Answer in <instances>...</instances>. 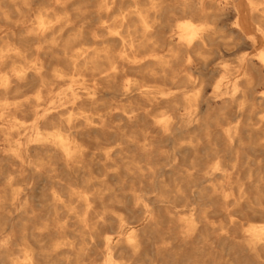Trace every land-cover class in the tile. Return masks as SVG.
Returning <instances> with one entry per match:
<instances>
[{
  "label": "clouds",
  "instance_id": "clouds-1",
  "mask_svg": "<svg viewBox=\"0 0 264 264\" xmlns=\"http://www.w3.org/2000/svg\"><path fill=\"white\" fill-rule=\"evenodd\" d=\"M0 264H264V0H0Z\"/></svg>",
  "mask_w": 264,
  "mask_h": 264
}]
</instances>
